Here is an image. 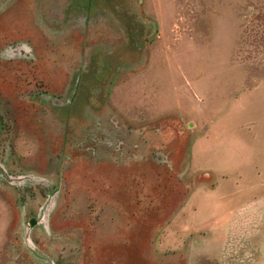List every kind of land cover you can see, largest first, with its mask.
<instances>
[{
    "label": "rangeland",
    "instance_id": "rangeland-1",
    "mask_svg": "<svg viewBox=\"0 0 264 264\" xmlns=\"http://www.w3.org/2000/svg\"><path fill=\"white\" fill-rule=\"evenodd\" d=\"M0 264H264V0H0Z\"/></svg>",
    "mask_w": 264,
    "mask_h": 264
},
{
    "label": "water",
    "instance_id": "water-1",
    "mask_svg": "<svg viewBox=\"0 0 264 264\" xmlns=\"http://www.w3.org/2000/svg\"><path fill=\"white\" fill-rule=\"evenodd\" d=\"M30 221H31V223H34L35 222V219L34 218H31Z\"/></svg>",
    "mask_w": 264,
    "mask_h": 264
}]
</instances>
